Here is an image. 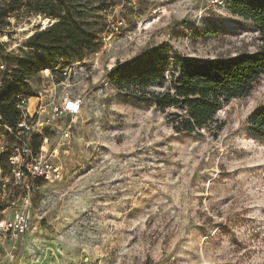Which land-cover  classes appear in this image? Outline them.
<instances>
[{
    "label": "rangeland",
    "instance_id": "obj_1",
    "mask_svg": "<svg viewBox=\"0 0 264 264\" xmlns=\"http://www.w3.org/2000/svg\"><path fill=\"white\" fill-rule=\"evenodd\" d=\"M102 14L97 52L28 81L30 109L77 99L81 111L49 126L48 147L60 149L50 161L64 180L34 191L22 239L0 233V264H264V137L250 126L264 80L247 98L222 100V129L202 137L175 133L174 109L162 113L107 81L117 63L159 45L195 61L252 53L255 28L225 0H117ZM48 22L28 12L0 17V81L11 71L5 59L27 52L24 42ZM13 191L8 184L0 197V222L17 209Z\"/></svg>",
    "mask_w": 264,
    "mask_h": 264
},
{
    "label": "trees",
    "instance_id": "obj_2",
    "mask_svg": "<svg viewBox=\"0 0 264 264\" xmlns=\"http://www.w3.org/2000/svg\"><path fill=\"white\" fill-rule=\"evenodd\" d=\"M117 0H7L0 17L28 12L50 20L35 30L19 54L7 57L0 94V113L7 123L19 118L18 96L32 97L28 81L43 70L81 61L100 48L108 28L102 10ZM230 12L256 30L259 46L252 53L230 58L195 61L171 54L159 45L124 63H117L107 77L120 93L155 102L164 113L174 109L168 123L177 134L218 133L223 123L216 114L222 100L244 99L264 80V0H225ZM108 2H110L108 4ZM251 130L264 137V107L251 119ZM39 142L35 143L38 148Z\"/></svg>",
    "mask_w": 264,
    "mask_h": 264
},
{
    "label": "built area",
    "instance_id": "obj_3",
    "mask_svg": "<svg viewBox=\"0 0 264 264\" xmlns=\"http://www.w3.org/2000/svg\"><path fill=\"white\" fill-rule=\"evenodd\" d=\"M3 69L4 65L0 64V70ZM42 72L53 76V70L45 69ZM31 99L24 95L18 96L16 109L20 114L12 124L7 123L0 113V197L6 195V187L11 184L17 198V203L11 204L17 207L12 220L0 222V233L3 238L8 237L13 241L22 239L29 230L30 200L34 191L39 187L60 184L64 180L62 167L50 161V158L59 154L60 149L48 147L49 126L60 114L74 121L81 111V102L77 99L64 100L60 110H46L39 102L30 109ZM71 104L74 108L69 111L68 106ZM70 128L60 129L62 141L69 138ZM36 142H39L38 148H35Z\"/></svg>",
    "mask_w": 264,
    "mask_h": 264
},
{
    "label": "bare ground",
    "instance_id": "obj_4",
    "mask_svg": "<svg viewBox=\"0 0 264 264\" xmlns=\"http://www.w3.org/2000/svg\"><path fill=\"white\" fill-rule=\"evenodd\" d=\"M73 108H74V106L72 104L68 106L69 111H72Z\"/></svg>",
    "mask_w": 264,
    "mask_h": 264
},
{
    "label": "water",
    "instance_id": "obj_5",
    "mask_svg": "<svg viewBox=\"0 0 264 264\" xmlns=\"http://www.w3.org/2000/svg\"><path fill=\"white\" fill-rule=\"evenodd\" d=\"M31 35H32V34H31ZM31 35H30V36H31ZM30 36H29V37H30Z\"/></svg>",
    "mask_w": 264,
    "mask_h": 264
}]
</instances>
